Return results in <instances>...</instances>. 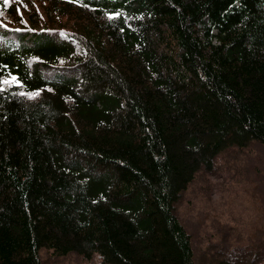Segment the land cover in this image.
I'll list each match as a JSON object with an SVG mask.
<instances>
[{
  "label": "trees",
  "instance_id": "obj_1",
  "mask_svg": "<svg viewBox=\"0 0 264 264\" xmlns=\"http://www.w3.org/2000/svg\"><path fill=\"white\" fill-rule=\"evenodd\" d=\"M46 1L74 31L0 28V264H194L176 201L264 146V0Z\"/></svg>",
  "mask_w": 264,
  "mask_h": 264
},
{
  "label": "rangeland",
  "instance_id": "obj_2",
  "mask_svg": "<svg viewBox=\"0 0 264 264\" xmlns=\"http://www.w3.org/2000/svg\"><path fill=\"white\" fill-rule=\"evenodd\" d=\"M8 4L0 11L2 29L38 22L74 31L76 17L49 10L46 0ZM175 213L191 235L194 264H206L205 252L216 250L220 257L233 253L241 264H264V146L254 140L218 153L214 169L202 172L182 192ZM39 254L42 264H104L96 253L90 258L73 252L60 256L41 248Z\"/></svg>",
  "mask_w": 264,
  "mask_h": 264
},
{
  "label": "snow or ice",
  "instance_id": "obj_3",
  "mask_svg": "<svg viewBox=\"0 0 264 264\" xmlns=\"http://www.w3.org/2000/svg\"><path fill=\"white\" fill-rule=\"evenodd\" d=\"M3 2L5 4L8 3V0H3ZM0 15H2V12H0ZM61 35H64L63 33H61ZM10 79L5 78V79H0V85H11L12 83L17 82L16 81V77L15 76H11V74H9ZM3 89H0V91H2Z\"/></svg>",
  "mask_w": 264,
  "mask_h": 264
}]
</instances>
